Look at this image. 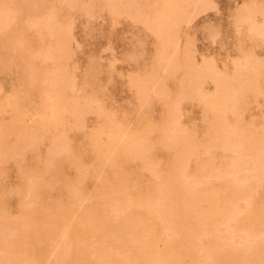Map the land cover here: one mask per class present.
I'll use <instances>...</instances> for the list:
<instances>
[{
  "label": "rangeland",
  "instance_id": "374dc122",
  "mask_svg": "<svg viewBox=\"0 0 264 264\" xmlns=\"http://www.w3.org/2000/svg\"><path fill=\"white\" fill-rule=\"evenodd\" d=\"M38 1H42V0H38ZM49 1H50L49 2L50 4L53 3L51 5V10H52V7H54L53 8L54 11L52 15L53 14L55 15L56 14L55 12H58L56 16L60 20L56 19V16L55 18H53L54 16L49 18L47 16L49 13H46V15L39 14L38 19L36 21L39 24L40 28L42 30H46V32L44 31L38 32V34L36 32L22 33L19 39L16 37L18 40L16 39L14 40L15 37L12 40L9 39L7 41V48L3 47L0 50V56L2 59L1 63H5V65L8 67L7 72H0V86H1L0 87L1 88L0 89V100L2 99L4 100L3 105L1 104L2 101L0 102V107L4 108V111H0V126L2 123L5 122L4 124H2L3 126L1 127H4V128L9 127L12 123H14V121L12 122V120L14 117H16V115L17 116L19 115L21 120H24V121H21L22 124L23 122L24 123L26 122L25 125L27 126L25 127H28V128L30 127H29V122L27 124V121L31 122L30 126H33V124L34 125L38 124L36 122H39L41 120L43 121L46 119L49 120V123L51 124L54 123L51 127H48L47 130L45 129V131L47 132H44V128L41 130L44 132V133L41 132L42 135H40L42 138V142L40 140L35 141V139H33L32 136H31V139H27L28 141L26 140L27 142H25V138L24 136H22L24 139V142H23L24 146L22 142L21 143L17 142V139H15L14 135L17 136V134H13L8 131L9 133L7 135H9L10 137L8 136L6 137L7 142H10L11 144L12 142L16 140V142H14L15 144L12 143V146L14 147L15 145L19 144V147L16 146V148L22 149L23 151L19 153L18 151L19 149H17L18 152L16 151L17 153L15 152V154H13L14 151L11 150L13 147L10 144L9 145L11 147L8 145L7 142H5L6 145L0 144V154H1L0 158L1 157L4 158L3 161L0 160V200L2 199L4 202V211H6L7 213H10L11 215L15 217H20L23 213L21 210L25 209V210H31V212H35V216L42 219V224L45 228L41 230L43 232H53V235L51 236L50 247H49V252H48L47 257L48 259H52V258L54 259L59 250L60 242L64 238V236L62 235V232L64 231L63 220L65 219L68 213L70 214L71 211L72 212L74 211L82 212L85 206H89L90 209L98 208L101 213V219L94 221V226L91 228V234H90L91 239L94 240V235L99 233L98 225L101 222L110 224L111 231L113 232L111 237L117 238L118 234H121V232H115L114 230V227L116 226V223L118 221V216H122L127 213V211H121V212L117 211V207L123 204V200L120 197V192L123 189H128L132 187L133 193L128 197L127 201L126 200L125 201L133 205L137 203L139 200L144 199L143 195L145 194V191H148V189L146 188L147 183H146L145 178L151 179L152 182L149 184V187H152V190H153V188L159 189L160 185L163 183V178L168 176L167 173L166 174L163 173L161 174V177L157 176V178L156 177L153 178L149 174V172L147 173V171H144L145 169L141 167V163H137L139 162L138 160L132 161L129 163L128 162L120 163L116 160H113L115 156H117L115 147L118 144L116 143V140L112 144L111 130L113 128H116L118 132L119 130H121L120 132L123 133V135L121 134L122 138L123 136H129L130 135L129 132L130 133H140L142 131L143 134L151 133L150 136L148 134L150 138V143L151 144L153 143L152 145L159 147L158 145H160V143L158 142L160 141V138H161V136L159 137V135H161L159 133L160 132L159 127L162 126L161 124L163 121L165 123V121L167 120V118H165L166 117L165 111L167 109V106H165L166 108L165 107L163 108L162 105L164 106V102L166 103V105H168L167 103L170 104L171 103L170 99L174 101L175 97L178 98V95H182L184 92H186L184 88L185 82H183L184 84H182V87L184 88V90L181 91L183 89V88L181 89V83H182L181 77L184 76L186 78V71L188 70L185 69V72L183 74V70L178 69L176 70L177 74L176 73L175 75L173 74L174 76L171 74V77H170V75L168 74L170 70V67L168 66V62L171 59H173L174 57L176 58V60H181L185 58H187V60L188 58H190L191 60L195 59L194 62L192 61L193 62L192 70H194L195 66L201 69L204 68L203 70H206V69L209 70V68H211L210 66L212 65L211 70H209V72L206 70V72L215 73L216 71H219L218 72L219 74L216 72L217 74L215 73L214 75L221 76L223 80H226L225 79L226 77L227 78L231 77L232 76L231 74H233V77H235L234 71L236 68L235 69L233 68L235 67V65L237 66V64L240 63V60L246 54L251 53L250 54L252 55L251 58L249 56L250 61H252V57L253 58L257 57L256 59L258 60V58L261 56L258 61H260V63L262 64V67L264 66V32H263V35L261 36L262 37L261 39L260 37L258 38L259 36L258 34L256 35L249 34L248 32L251 33V31H249L248 30L249 28H247L249 23L254 22L253 21L254 18H255L254 20L256 23H254L253 26H256L255 24L258 25L259 22L264 24L263 23L264 20L262 22V19H264V11H263L264 0L253 1L254 2L253 4L255 6H252L253 4L252 5L250 4V6L247 4L249 7L251 8L255 7L256 9L257 5H259L258 2H261L260 3L261 5H259L258 6L259 8L257 9L259 13L261 14H257L258 11H256V16L252 20L244 19V21L247 24H245L242 18L239 16H236L238 17L237 20L232 19L234 12L236 11L237 13V9L240 6H241L240 10H242L244 7L242 6V4L243 3L246 4L247 0H235V1L234 0H209L213 2L212 5H209L210 8L212 9L210 10L209 8L206 10V12L202 13L199 11L200 13H195V14H194L195 12L194 10L198 12L197 7H196L198 6V4L196 3L197 0H195L196 2L193 1L197 5L194 6V3H192L193 5L190 4L189 5L190 7L188 6V10L186 12L184 11V14H182L186 21L182 18L180 20L182 22L180 21L178 22V23H181V25H179L181 26L180 29L177 26L178 35L176 34V32H174V36L176 35L177 36L176 38L179 41L177 40L176 42V40H174L176 38L172 36L170 39H173V42H176V44L172 42L173 43L172 45L171 43L172 40H171L168 46L169 51L167 52V50L165 49L164 51L165 54L163 53V55H161L159 51L158 52L156 51V50H159V47H158L159 45L154 44L156 43L155 40L157 41V37L154 35L152 31H146L147 28L151 29L149 27L150 24L148 23L147 28H145L146 27L145 25H147V23H145V21H143L144 23L142 22V19H144V16H145L143 12L156 7V0H152V1L151 0H146V1L137 0L139 5L135 4L137 3L135 1V3L133 2V5L129 7H125V8L124 7L120 8V6H123V4L125 3V0L120 1V2H123V4L119 3L118 0H114L115 3L117 2V4L118 3L120 4L118 5L119 7L117 6L116 7L119 9L118 13L120 14L121 17H119V14L117 13L118 10H116L117 9L116 7H114V10L116 12H109L107 15V12L110 10L105 4V2H107L106 0L104 1L103 0H80V2L79 0H77L81 8H83L81 9V11L79 10L80 7L78 3L76 7V3L74 4L71 0H56V1L49 0ZM199 1L200 0H198V2ZM205 1L206 0H201L199 4L201 3L203 4L202 6H204ZM214 3H215V9H213L214 7H212ZM72 4H74L75 6H72ZM91 4L93 8L91 7ZM59 5H60V8L62 9L61 10L59 8L61 10L60 12L56 11L55 9V8H58ZM133 6L134 7L142 6L144 8L141 9L140 7L139 9L136 7L137 8L136 9V8H133ZM209 6L206 5V7H209ZM69 7H70V10H69ZM90 7L93 10H90ZM194 7L196 8L192 10V8ZM32 8H37V5H33ZM66 8H68L67 10L68 13H65ZM123 8L124 10H122ZM126 8L127 9L129 8L128 9L129 11H127ZM199 8H200V5L198 6V9ZM125 9L127 12H130V10L137 11L139 9L140 11L138 10L137 13L134 11V13L137 14L138 16L137 17L138 19L136 18L135 20V18H132L130 16L129 18H132L130 20L127 14L125 15L124 13ZM77 10H79L81 13ZM240 10L238 9L239 14H240ZM260 10H262L263 12ZM187 12H188V15H186ZM191 12L193 13V15ZM114 13L116 15L118 14V17ZM140 13H142L141 15H143V17L140 15ZM194 15H196V17ZM61 16L63 17L69 16V17H67V19L65 17L61 19ZM89 16L92 18H90ZM70 17L72 20L70 19ZM139 20L142 22L141 24ZM238 20L240 23L237 22ZM67 21H69L68 22L69 24H67ZM132 21L134 24L131 23ZM241 21L243 23L242 25H241ZM57 22L58 23L65 22L67 24L66 29H68L67 33L69 34V37H68V34L64 35L63 38L65 40H63V38L59 36H58V39L57 37L56 38L52 37L48 39L49 37H51L48 33L53 32L54 29L57 28V25H56ZM183 22H187V23L185 24ZM188 22L190 24H188ZM234 22H237V23L234 24ZM24 23L27 24L26 29H29L30 24L32 22L30 19H27L25 20ZM2 24L3 22H0L1 26ZM233 24L237 28L233 26ZM234 27L238 30H236ZM234 29L236 30L237 33L235 32ZM243 29L244 31H242ZM214 31H217V33L216 34L213 33ZM183 32H187L188 35L187 33L185 34ZM210 32L211 34L214 35L213 39L208 38V35H210ZM43 34H46V36L45 35L43 36ZM152 34L155 37H153ZM184 34L187 37L189 36V38H186ZM245 35H247L248 38H246L247 36L245 37ZM25 38L29 41L32 40L31 44L30 42H28L29 46L30 45L31 46L30 47L28 46L30 51L26 54V57L30 59L34 58V62L32 63V65L29 66V68H27L26 73L24 72L22 73L20 69H18L17 67V65L19 64V59L16 58L15 53L20 43L25 41ZM250 38H251V41H250ZM53 39H55V41L61 40L60 42L61 43L63 42L64 46L66 45L65 48L63 46V49H65V53H64L65 55H63L60 60L57 59L53 61V59L52 58L50 59L49 57V55L53 52L51 50L52 48L51 46L54 45L55 48H58V46L55 45L56 42H54ZM71 39L72 41L70 42ZM192 39L194 40L193 41L194 44H191ZM68 41L70 44L67 43ZM189 42L190 44L186 46V43L188 44ZM138 43H141V44L138 45ZM8 44L10 46H8ZM182 44L185 48L182 46ZM170 45H172L171 47L174 48L173 50L170 48ZM176 45L178 47H176ZM192 45H194V47ZM104 47L105 48L107 47L106 50ZM175 48L176 49L178 48V49L174 53V50H176ZM103 49L104 51H102ZM183 49L187 50L185 51L186 52L185 54H184ZM69 50H71L72 52H70ZM193 50L196 52L195 54ZM31 52H32V55H31ZM176 52H177V56L175 55ZM188 52L191 54H189ZM244 52H247V53L245 54ZM156 53L157 54L159 53V54L157 55ZM35 54L37 55L36 57L33 56ZM140 54L142 56L139 57ZM128 55H130L129 56L130 58L128 57ZM131 55L132 57L135 56L136 58H132ZM185 55H187V57ZM208 56H212V60H211V57L209 59ZM155 58H160V59L155 60ZM44 59L45 61H43ZM153 59L156 62L158 60L159 64L155 63V61L153 62ZM208 59H209V62L211 60L210 62L211 64L206 62L208 61ZM236 60H238V62ZM222 62H224L223 65H222ZM206 64L210 65L209 68H206L208 67V65ZM213 64L215 65L213 66ZM189 65H190V62H189ZM59 66H62L64 68V69L62 68V71L64 70L63 71L64 78H66L69 82L71 81L70 83L73 85L72 89L67 88L66 89L67 93L65 92L66 94H69V98H68L69 102L72 103L73 106L76 108V107H80L81 103L86 102L87 100L89 101L91 100L93 104L92 102L91 103L89 102L90 105L92 104L90 107L94 108L95 106L96 108L95 110H93V112L95 111L94 113H96V115L95 114L93 115V112L91 110L89 111L91 115L87 112L85 113L87 115L83 116L84 120H82L81 118V120L83 121L82 126L84 124V127L81 128L83 130L81 129L79 130L78 128L79 130L78 131L77 129H75L71 125L72 120L70 122V120L67 118V115L63 117L66 118L65 120L68 119V123H65L66 121L65 120L63 121V119H62L63 122L59 121L58 123L62 128L59 127V125L56 123L58 122L57 118H56L57 121L54 122L55 117L51 116L50 118V115H48L49 113L46 107L48 104L51 103L50 98L52 97V95L49 93V90L54 88V86L52 87V85L56 84L57 81L59 80L57 79L56 72L54 71ZM154 66L156 67L158 66V67L156 68ZM30 67L34 71H38L40 67V71L36 72L35 74V72L32 69H30ZM223 67L226 69H224ZM34 68L35 69L38 68V69L35 70ZM231 68L233 70L232 72H231ZM196 70L198 71V69ZM213 70L214 71L216 70V71L214 72ZM262 70L264 71L263 68ZM224 71H226L225 72L226 76L223 74ZM32 72L35 75H37V77H39V74H40V78L42 79L40 80L36 79L39 81L31 80L30 82L29 77H31L32 79V76H31ZM135 72H136V75H135ZM165 72H168V73H165ZM142 73L145 75V77L142 75ZM137 75L140 77L139 79H141V81L142 80L144 81V78L146 79V82L144 81L145 84L142 81V85H144L145 88L141 86V83L140 85L134 84L136 83L138 77L133 82V84H131V81L135 79ZM131 77H132V80H131ZM141 77H144V78H141ZM221 77H218V79ZM233 77L231 79H233ZM206 78L201 80L202 85H200L199 83L200 88L196 86V88L194 89L192 88L190 90L189 88L186 89L187 91H193V92L196 91L197 89L194 95L196 93H197V96H198V93L200 94L199 95V98H201L199 101L200 103L196 101L197 99L192 98V96L194 95L193 93H191L189 95L191 97L186 98L188 100L186 99L184 100L183 98H181L182 101L178 102L177 109L178 108L179 109L177 110V113L180 112L179 114L181 115V118L178 117L180 116L179 114L178 115L176 114V120L177 122L178 121L180 122V123L178 122L177 124L180 127L181 132L182 133L186 132L187 134L189 132L190 136L191 135L193 136V138L191 136L193 140H196V141L199 140L200 144L198 142H196V144H199L200 146L201 144L203 145L204 142L207 141L205 140L206 138L209 140L208 137L211 136V133L208 130L209 127L207 126V125L210 126V124H207V122L210 116L209 113L211 112L210 111L207 112L206 110L207 105H205L204 103L206 102V100H209L213 96V94L215 95L218 94L216 92L217 89L213 84L214 81H212L213 80L212 77H209L211 78L212 82H210V80L208 81V79ZM179 81H180L179 88L181 90L178 88ZM226 81L229 82V78ZM233 82L235 83V81ZM164 83L166 84V86L164 85ZM234 83H232V80H231V84H234ZM33 85L35 86L34 88H32ZM256 85H259V84L256 83ZM29 86H32L31 87L32 89L31 88L26 89ZM103 87H104V90L102 89ZM139 87L141 88L139 89ZM157 87H159L160 90ZM160 87L163 88L164 92L166 91L169 94L168 96L170 97L168 96L166 97L167 93H165V99H167L169 102L167 100L161 99V96L164 93L162 92V94L160 95L159 92H161V89H162ZM260 88H262L260 91L264 93L263 91L264 90V76H263L262 81H260ZM166 89H169V90L167 91ZM26 90L29 91V98L24 100L22 99L21 95L23 94V91H26ZM133 90H135L137 94L136 97H135L136 94L135 92H133ZM200 90H201V93H200ZM202 90L204 92L208 91L207 95L209 97L206 96L207 98L204 99V103H203L206 107L203 106V104H201V102H203L202 97H204ZM14 93H16L17 96ZM19 93L21 95H19ZM176 93H179V94H177L176 96ZM7 94L8 95L12 94V95H9V97H7L8 96ZM155 94L158 95V98H156L157 95ZM56 95H60V93H57ZM140 96L142 98H140ZM152 96L154 97V99ZM5 97L8 99H6ZM10 97L13 98L11 101H10ZM87 97H90L91 99ZM262 97L258 95V96L253 97L254 99L252 98L248 99L247 107L243 112V117H244V122L242 120L243 124L247 122L246 125H248L249 123L248 121L253 120L252 121L253 123L250 121L249 124H254L255 126L258 125L255 128H260V129H262V127L264 128V105H263L264 95ZM94 98L95 99L97 98L96 99L97 103L95 102ZM138 98H140L139 104L141 103L140 105L143 106V109L138 107L139 105L137 102ZM191 98H192V101H191ZM6 100L7 102L8 100L10 102L7 103L5 102ZM13 101L16 103L12 104ZM28 101H29V104H27ZM161 101H162V104L160 103ZM255 101L258 103H256ZM252 102L258 105L252 104ZM5 103L12 104V106L9 107L10 105H8L7 107L6 106L4 107V105H6ZM98 103L100 106L97 105ZM147 103H150V104H147ZM15 106L16 108L14 109ZM96 106H99L98 109ZM255 107L256 109H254ZM249 115H250V118L252 117L251 119L249 118ZM202 118L204 119V121H206L205 123L202 120ZM262 118L263 120H261ZM32 121L34 122L32 123ZM60 123H62V125ZM259 123H261L262 125ZM67 125L71 127H67ZM148 126L154 131L150 130L148 132L149 130ZM45 128L47 127L45 126ZM70 128H72V130ZM142 128H144L146 132L144 131V129L142 130ZM69 129L71 132L70 131L68 132ZM205 129L206 131L208 130V132H206ZM64 131L65 132L67 131V133H65ZM190 132H193V133H190ZM64 135L65 136L68 135L70 137L71 140H67V141L68 143L70 142L69 144L72 150H69L70 146L67 144L66 140H63ZM71 136H73V138ZM203 136L205 139L202 138ZM91 142H92V146L90 145ZM50 145L52 146V148H49L51 147ZM199 145H197V147H200ZM8 146L10 147L11 151L7 149ZM90 146H91V149H90ZM177 146L178 144L176 145V147ZM179 146L181 147L180 144ZM179 146L175 148L177 152L179 151L180 153L182 152V149L180 150ZM201 147L197 148L198 152L196 154L197 156L196 160L193 159L195 157L194 155L190 158V162H189L190 166L193 168L192 170H195L197 168L199 169V172L196 174H193L192 176H188L187 179L190 181H196L199 187L204 188L207 186L215 185L217 179L212 175V173L208 169H204L202 167L204 163L203 161L209 157V154L206 155L205 153V150L207 151L206 147H205L206 149L204 147L202 148ZM104 148L106 150L105 157L97 159L94 162L89 163L87 165L85 164L83 167H81L82 176L90 177L91 183L84 188L80 186V184L76 186L71 185L69 182L70 179H73L76 176L71 166L75 164V162L77 161V158L81 156H86L87 154H89V150H90V153L96 154L98 151ZM214 149L213 151L215 153L217 152L216 153L217 159H215V161L213 160L214 166H216L217 163L219 165L222 159L224 161L226 160L224 158L220 159L221 154L222 156H224L225 154L226 155L225 157H227V160L230 159L231 155L233 156L234 154L233 152L232 153H228V152L220 153L221 152L220 150H216V149L214 150ZM201 150H204V151L202 152ZM156 152H157V157H158L157 161L159 163H163L166 160H171L172 158V155H171L173 153L172 151L168 152V151H165L164 149L162 150L157 149ZM203 153H205L206 157H204L205 155ZM16 154L18 155L15 156ZM4 156L8 157L9 159L7 160V158H5ZM197 158L199 160H197ZM118 159L121 160L120 158ZM196 161L198 162V164L196 163ZM62 162H64L65 164H62ZM200 168H203V169H200ZM4 169H7V170H4ZM48 169H51L54 177L50 175L49 178L47 179L46 174H47ZM18 170H19V173L17 172ZM135 175L140 176V180H139L140 182L135 181L136 179ZM243 175L245 174L244 173H240V174L226 173L225 176H223V178L229 181H234ZM40 180L45 181L46 190L50 194L47 199L33 192V184L36 183L37 181L39 182ZM61 185L64 188L63 190H59ZM17 187H20V190L18 193H16V189L18 190ZM97 187H100L103 191V193L100 194V197H98L97 196L98 194L95 193ZM259 195L263 196V199H262V204H263L264 203V188H261ZM90 213L91 212L87 210L86 212H84V215L88 216L90 215ZM52 214H58L59 216L55 220H52V217H51ZM76 221L80 222L81 218H77ZM235 230L237 231V229L232 230L233 232L231 231L232 233H234L232 234V236L234 237V240L239 242V244L236 245V248L238 250H241L243 248V245L246 243L245 240L247 239V242H248L250 237L248 238V236H246L247 233L241 231L240 229L237 232H235ZM162 231H163V234L160 235L158 238H155V244H154V249L158 253V256L161 260V264H164L170 257L173 256L174 248L172 247V243L170 241L171 239L177 242H180L181 244H179V246H181V248H184V247L186 248L188 241H189V245L191 246L192 250L198 255L195 257L196 264L202 260L203 251L201 250L202 249L201 240H203L206 237L205 232H204L205 230L200 231V236L197 234L198 230H197L196 225L189 227L184 233L179 234V235L174 234L173 231L171 230H162ZM221 234L223 233L221 232L218 233V235H221ZM261 235L264 236V229H262ZM8 236H9V239L11 240L14 238L13 233H9ZM213 251H215V249H211L207 253V257ZM3 254H4V251L0 250V256ZM257 259L259 258L257 257ZM183 261L185 264H192V260L189 257H185ZM260 262H261L260 260H257L255 262V259H254L252 264H259ZM71 264H79V263L76 258H73L71 260ZM123 264H126V263L123 262Z\"/></svg>",
  "mask_w": 264,
  "mask_h": 264
},
{
  "label": "bare ground",
  "instance_id": "6f19581e",
  "mask_svg": "<svg viewBox=\"0 0 264 264\" xmlns=\"http://www.w3.org/2000/svg\"><path fill=\"white\" fill-rule=\"evenodd\" d=\"M71 1L74 4L76 3V7H77V3H78L77 0H71ZM106 1L107 2H105V4L107 5V7L110 10L108 12L105 10L107 12V15L109 12H116L114 10V7H116V6L119 7L118 6V5H120L119 3L123 4V2H120L123 0H118L119 1L118 4H117V2L115 3L114 0H106ZM135 1L137 3H135ZM138 1L137 0H125V3L123 4V6H120V8L129 7V6L133 5V2L135 4L139 5ZM193 1L196 2L195 0H156V7L151 8L150 10L145 11V12H143L141 10L145 14L144 19H142V22L145 21V23H147V25H145L146 26L145 28H147L148 23L150 24L149 27L151 28V29L147 28V30L145 28L144 29L146 31H152L154 33V35L157 37V41L155 40L156 43H154V44L159 45V46L157 45L159 47V50H156V51L157 52L159 51L161 55H163L165 49L167 50V52L169 51L168 46L170 44V41L172 40L171 43L173 42V39H170V38L172 36H174V32H176V34L178 35L177 26L179 29L181 27V26H179V25H181V23H178V22L182 18L184 19L182 14H184V11L186 12L188 10V6L190 4L194 3ZM253 1H257V0H247L246 4L243 3L242 4V6H244L243 9L240 10L241 6L238 8L240 10V14L238 13V9H237L238 15L235 11L232 19L237 20L238 17H236V16H239L242 18L243 21H244V19L245 20H252L256 16V11H258L257 9L259 8L258 6L261 5L260 4L261 2H258L259 5L256 4L257 8L255 9V7H252V8H254V9H252L249 6H250V4L252 5L254 3ZM49 2H50L49 0H42V1H38V0H0V22H3L2 26L0 25V50L3 47L7 48V41L9 39L12 40L15 37L14 40L15 39L18 40L22 33L36 32L38 34V32H43V31L46 32V30H42L40 28V26L36 20L38 19L39 14H45L46 15V13H49L47 15L49 18L53 17V16H54L53 18H55V16L57 15L58 12H55L56 14L52 15V13L54 11V9H53L54 7H52V10H51V5L53 3L50 4ZM79 2H80V0H79ZM199 2H201V0ZM199 2L197 0L196 3L198 4V6L200 5V8L198 9V6H196L198 12H196V10H194L195 11V12L193 11L194 14L200 13V12H202V13L206 12V10L210 8L209 5L213 4L212 1L206 0L205 5L202 6L203 4H201V3L199 4ZM74 4H72V6H75ZM197 4L194 3V6ZM33 5H37V8H32ZM78 5H79V3H78ZM140 5H142V4H140ZM206 5H208L209 7H206ZM252 6H255V5L253 4ZM79 7H80L79 10L81 11V9H83V8H81L80 5H79ZM91 7H92V4H91ZM91 7H90V10H93V9H91ZM136 7L133 6V8H136ZM140 7H141V9L144 8L142 6H140ZM140 7L138 6L137 8L140 9ZM196 7L192 8V10L195 9ZM212 7H214L213 9H215V3ZM59 8H60V5L58 6V8H55L56 11L60 12L62 10L61 8H60L61 10ZM124 8L122 10H124ZM97 9H98V7H97ZM126 9L124 12L125 15L127 14L128 18L131 16L132 18H135V20H136V18L138 16H137V14L134 13V11L137 13L139 9L137 11L136 10H134V11L130 10V12H127V11H129L128 10L129 8L127 9V11H126ZM183 9H185V10H183ZM211 9L212 8H210V10ZM67 10H68V8H66L65 13H68ZM69 10H70V7H69ZM79 10H77V11H79ZM116 10H118L117 11V13H118L119 9L117 8ZM71 11H73V10H71ZM260 11H262V10H260ZM263 11H264V8H263ZM129 13H130V15H129ZM235 13H236V15H235ZM118 14L117 15L115 14V15L118 17ZM121 14H122V12H121ZM141 14L142 13H140V15ZM257 14H261V13H259V11H258ZM186 15H188V12ZM192 15H193V13H192ZM198 15H200V14H198ZM141 16L143 17V15H141ZM194 16L196 17V15H194ZM64 17L67 19V17H69V16H64ZM64 17L61 16V19ZM93 17H94V15H93ZM119 17H121L120 14H119ZM235 17H236V19H235ZM90 18H92V17H90ZM132 18H129V19L131 20ZM185 18H187V17H185ZM191 18H192V16H191ZM27 19H30L32 22L30 24L29 29H26L27 24L24 23L25 20H27ZM56 19H58L57 16H56ZM70 19H71V17H70ZM188 19H190V18H188ZM193 19H194V17H193ZM254 19H253V21H254L253 23L248 22L249 24H251V25L248 24L247 28H249L248 30L251 31V33L250 32H248V33L252 34V35L258 34L259 35L258 38L260 37L262 39L261 36L263 35V32H264V24H262L261 22H259V23H261V24H259L257 22L258 25L255 24L256 26H253L254 23H256ZM58 20H60V19H58ZM151 20H152V22H151ZM263 20L264 19H262V22H263ZM133 21L131 22L132 24H134ZM68 22L69 21H67V24H69ZM142 22L140 21V24ZM180 22H182V21H180ZM237 22L240 23L239 20ZM237 22H234V24H236ZM112 23H113V21H112ZM183 23L186 24L187 22H183ZM244 23L247 24L245 21H244ZM67 24L65 22H59V23L57 22V24H56L57 28H55L53 32L48 33L51 36L48 39H50L52 37L53 38L57 37V39H58V36L63 38L64 35H67L68 34L67 33L68 29H66ZM188 24H190V23L188 22ZM234 24H233V26H235ZM242 24L243 23L241 21V25ZM143 25H141V26H143ZM236 30H238V29H236ZM236 30H235V32H236ZM242 31H244V29ZM65 32H66V34H65ZM183 33L186 34L187 32H183ZM213 33L216 34L217 31H214ZM150 34H151V32H150ZM185 34H184V36H185ZM44 35L46 36V34H43V36ZM154 35H153V37H155ZM187 35H188V33H187ZM211 35H212V37H211ZM246 36L247 35H245V37ZM68 37H69V34H68ZM176 37L177 36L175 35L174 38H176ZM185 37L189 38V36L188 37L185 36ZM208 38L213 39L214 35L211 34V32H210V35H208ZM246 38H248V36ZM254 38H252V39H254ZM53 40H54V42H56L55 45H57L58 48H55L54 45L51 46L52 47L51 50L53 52L49 55V57H50V59L52 58L53 61L57 60V59L60 60L62 58V56L65 55L64 54L65 49H63L64 43L63 42L61 43L60 42L61 40L60 41L59 40L55 41V39H53ZM63 40H65V39L63 38ZM174 40H176V42H177L178 39L176 38ZM71 41H72V39L70 40V42ZM186 41H187V39H186ZM186 41H184V42H186ZM193 41L194 40L192 39L191 44H194ZM212 41H214V40H212ZM250 41H251V38H250ZM28 42H30V44H31L32 40L29 41L25 38V41L20 43V45L16 49V53H15L16 58L19 59V64L17 65V67H18V69H20V71L22 73L23 72L26 73L27 68H29V66L32 65V63L34 62V58L30 59V58L26 57V54L30 51L29 47L31 46V45L29 46ZM176 42H173V43L176 44ZM260 42H262V41H260ZM67 43H69V41ZM173 43H172V45H173ZM140 44L141 43H138V45H140ZM183 44H182V46H183ZM189 44H190V42L188 44L186 43V46ZM172 45H170V48L173 50L174 48L171 47ZM8 46H10V45L8 44ZM65 46H64V48H65ZM192 46L194 47V45H192ZM167 47H168V49H167ZM174 47H175V45H174ZM176 47H178V46L176 45ZM106 48H105V50H106ZM236 48H237V46H236ZM31 49H32V47H31ZM108 49H110V48H108ZM177 49L174 50V53H175V51H177ZM186 49L185 50L183 49L184 54L186 53L185 51H187ZM247 49H248V47H247ZM69 51L72 52L71 50H69ZM102 51H104V49ZM193 51H192V53H193ZM189 52H190V50H189ZM239 52H240V50H239ZM195 53L196 52L194 51V54ZM244 53L246 54L247 52H244ZM189 54H191V53H189ZM250 54H246L245 56L243 55L244 57H242V59L240 60V63H238L237 66L235 65V67L233 68V69L236 68L234 71L235 77H233V74H231L232 76L228 77L229 82L226 81L228 79L227 77L226 78L224 77L226 80H223L221 76L214 75L216 72L218 73L219 71L215 70L216 71L215 72L213 70L215 73H213V72L208 73L209 70H211L212 65L210 66V65L206 64V65H208V67L204 66L206 68H209V66L211 67V68H209V70L206 69L208 72H206V70H203L204 68L201 69V68H198L197 66H195L194 70H192L193 69L192 63L194 62L195 59L191 60L190 58H188V60H187V58L181 59V57H180L181 60H176V58L174 57L173 59H171L168 62V66L170 67V70L168 69L169 73L168 72H165V73H168L170 75V77H171V74L175 75L176 70H178V69L183 70V74L185 72V69L188 70V71H186V78L184 76H182L183 78L180 76L182 79L181 80L182 81L181 89L183 88L182 87V84H184L183 82H185L184 88H185L186 92H184L182 95H178V98L175 97L174 101H172L170 99V102H171L170 104L167 103L168 105H166V103L164 102V106L162 105L163 108L165 106H167V109L165 111V115H166L165 118H167V120L165 121V123H164V121L162 122V124H161L162 126L159 125L160 126L159 127V131H160L159 133L161 134V135H159V137L161 136L160 141L158 142V143H160V145H158L159 147H156V146L152 145L153 143L152 144L150 143L149 136L151 135V133L150 134L149 133L143 134L142 131L141 132L139 131L140 133H130L129 132V134H130V135L128 134L129 136H123V138H122L121 134L123 135V133L120 132L121 130H119V132L116 128H113L111 130V142L113 144L116 140V143L118 144L115 147V151H116L117 156H115V158L113 160H116L120 163H125V162L129 163V162L138 160L139 162H137V163H141V167L145 169L144 171H147V173L149 172V174L153 178L154 177L157 178V176L161 177V174H163V173H165V174L167 173V175H168L167 177L163 178V183L160 185V188H159L160 191H159V189H156V188H153V190H152V187H149V184L152 182L151 179L145 178L146 183H147L146 188L148 189V191H145V194L143 195L144 199L139 200L137 203H135L133 205L126 202L128 197L133 193V188L130 187L128 189H123L120 192V197L123 200V204L121 206L117 207V211H120V212L121 211H127V213L125 215L118 216V221L116 223V226L114 227V230H115V232H121V234H118L117 238L111 237L113 232L111 231L110 224L101 222L98 225L99 233L95 234L94 240H92L90 237L91 228L94 226L95 220L101 219V213H100L98 208L90 209L89 206H85L83 208V211L86 212L87 210H89L91 212L90 215H88V216L84 215L83 211L82 212H80V211L72 212L71 211L70 214L69 213L67 214V216L63 220L64 231L62 232V235L64 236V238L60 242L59 250H58L54 259L53 258L48 259L47 255L49 252L50 241H51V236L53 235V232H43L41 229H43L45 227L42 224V219L35 216V212H31V210H25V209L21 210L23 213L20 217H15V216L11 215L10 213H7L6 211H4V202L1 199L0 200V250H3L4 254L0 256V264H71V260L73 258H76L79 264H123V262H125L126 264H161V260L158 256V253L154 249L155 238H158L160 235L163 234L162 230H171V231H173L174 234L179 235V234L184 233L189 227H192L193 225L197 226V230H198L197 234L199 236H200V231H203V230H205L204 232H205V236H206L203 240H201V244H202L201 250L203 251V258L197 264H252L254 259H255V262L257 260H260L261 262L259 264H264V236L261 235L262 229H264V203L262 204L263 196L259 195L261 188H264V128L262 126H261L262 129L255 128L258 125L255 126L254 124H249L251 120L250 121L247 120L249 122L248 125H246L247 122L244 123L245 125L243 124V122H244L243 112L247 107L248 99L249 98L254 99L253 97L258 96V95L261 97L264 95V93L262 91H260L262 89V88H260V81H262L263 76H264V71L262 70V68L264 69V66L262 67V64L260 63V61H258L261 56L258 58V60L256 59L257 57H255V58L252 57V61H250V58L252 56ZM31 55H32V52H31ZM175 55L177 56V52ZM33 56L36 57L37 55L35 54ZM129 56L130 55H128V57ZM140 56H142V55L140 54L139 57ZM181 56H182V54H181ZM185 56L187 57V55H185ZM249 56H250V58H249ZM131 57H132V55H131ZM152 57H154V56H152ZM208 57H209V59L211 57V60H212V56H208ZM65 58H67V57H65ZM132 58H136V57L134 56ZM156 59L159 60L160 58H155V60ZM163 59H164V57H163ZM209 59L206 62L210 63L211 60L209 62ZM155 60L153 59V62ZM158 60H157V62L155 61V63L159 64ZM1 61H2V59L0 56V63H1ZM43 61H45V59ZM236 61L238 62V60H236ZM242 61H244V62H242ZM189 62H190V65H189ZM223 64H224V62H222V65ZM214 65L215 64H213V66ZM191 66H192V68H191ZM154 67H156V66H154ZM7 68L8 67L5 65V63L0 64V72H7ZM62 68H63L62 66H59L54 70L56 72V77L59 80L57 81L56 84L52 85V87L54 86V88L49 90V93L52 95V97L50 98L51 103L48 104L46 107V109H48V113H49V114L48 113L47 114L50 115V118H51V116H54L55 117L54 122H56L58 120V122H56L57 124L59 123V121L63 122L66 119L63 116L67 115V118L70 120V122L72 120L71 125L75 129L78 130V128H79V130H80L81 128L84 127V124L82 126V123H83L82 120H84L83 116L87 115L85 113H87V112L89 113V111H91V110L93 112V110H95L96 108H95V106H94V108L90 107L93 104V102L91 100L90 101L87 100L86 102L81 103L80 107H76V108L73 106L72 103L69 102V100H68L69 94H66L67 93L66 89L67 88L72 89L73 85L70 83L71 81L69 82L66 78H64V73H63L64 70L62 71ZM216 68H214V69H216ZM30 69H32V68L30 67ZM37 69L38 68H36L35 70H37ZM196 69H198V71ZM224 69H226V68H224ZM202 70H203V72H202ZM38 71H40V67H39ZM38 71H34L35 74ZM232 71L233 70L231 68V72ZM87 72H88V70H87ZM154 72H155V70H154ZM225 72L226 71L223 72L224 75H225ZM32 74H31L32 79H31V77H29L30 82H31V80L39 81L40 79H42V78H40V74H39V77H37V75H35L33 72H32ZM168 74H166V75H168ZM226 74H228V73H226ZM86 75H87V73H86ZM133 75H131V76H133ZM135 75H136V72H135ZM142 75L145 77V75L143 73H142ZM133 77H135V76H133ZM137 77H138V79H137ZM144 77H141V78H144ZM206 77H208V78H206ZM209 77H212V79H213L212 81H214L213 84L216 87V89L218 90V91L216 90V92L218 94H216V95L213 94V96L214 95L215 96L214 97L212 96L209 100H206V102L204 103V99H206L209 96L207 95L208 91L204 92L202 90L204 97L201 96L203 98V102H201V104L204 103L205 105H207V107H206L203 104V106L206 107L207 112H209V111L211 112V113H209L210 116H209V120L207 122V124H210V126L209 125H207V126L209 127L208 130L211 133V136L208 137L209 140L207 138L205 139L203 136L202 138H204L208 142L207 141H206L207 143L204 142V144H203L204 146L201 144L202 147L207 148V151L205 150V153H206V155L209 154V157L203 161L204 163H203L202 167L204 169H208L212 173V175L217 179V181L215 184L216 186L213 185V186H207V187L203 188V187H199L197 185L196 181H190L187 179L188 176H192L193 174H196L199 172V169H197V168L195 170H192L193 168L190 166V163H189L190 158L194 155H195V157L193 159L196 160V157H197L196 154L198 152L197 148L201 147L199 145L200 144L199 140L198 139H197L198 141L193 140L192 139L193 136L191 135L192 136V138H191L189 132H188V134L186 132L185 133L181 132V129L177 124L179 121L177 122V120H176V114L178 115L180 113V112L177 113V110L179 109V108L177 109V106H178V102L182 101L181 98H183L185 100L186 98L191 97V96H189L191 93H193V95H194V93L197 91V89L194 92L193 91H187L186 89L189 88V90H190L191 88L192 89L196 88V86L199 87L200 85H202L201 80H203L204 78H206V79H208V81L210 80V82H212L211 78H209ZM218 77H221V78L218 79ZM232 77L235 80L231 79ZM139 78L140 77L138 75L133 80L131 77V80H132L131 84H133V82L137 79L136 83H134V84L140 85V83H141V86L144 87V85H142L143 80L141 81V79H139ZM36 79H39V80H36ZM230 79L232 80V83H234L233 81H235V83L231 84ZM138 81H140V82H138ZM144 81L146 82L145 78H144ZM144 81H143V83L145 84ZM199 83H200V85H199ZM256 83H258L259 85H256ZM31 84H33V83H31ZM164 85L166 86L165 83H164ZM179 85H180V81L178 83V88H179ZM189 85H191L192 87ZM31 87L32 86H29L26 89H29ZM34 87L35 86L33 85L32 88H34ZM162 87H160V88H162ZM140 88L141 87H139V89ZM157 88L159 89V87H157ZM184 88L182 90L180 88L179 89L181 91H183ZM102 89L104 90V87ZM166 90L168 91L169 89H166ZM145 91H146V89H145ZM145 91H143V92H145ZM133 92H135V90H133ZM162 92L164 94H162ZM57 93H60V95H56ZM159 93H160V95L162 94V96H161L162 100L163 99L167 100V99H165V93H167V92L166 91L164 92L163 88L161 89V92H159ZM200 93H201V90H200ZM14 94L17 96L16 93H14ZM21 94H22V92H21ZM21 94L19 93V95H21ZM135 94H136V92H135ZM177 94H179V93H176V96H177ZM9 95H12V94H9ZM9 95L7 97H9ZM155 95H157V94H155ZM168 95L169 94L167 93L166 97ZM184 95L187 97H185ZM195 95L197 96V93ZM199 95L200 94L198 93L197 97L192 96V98L197 99L196 101H198V103H200L199 101L201 99V98H199ZM21 96H22V99H24V100L28 99L29 98V91H27V90L23 91V94ZM136 96H137V94L135 95V97ZM168 97H170V96H168ZM87 98L91 99L90 97H87ZM140 98H142V97L140 96ZM140 98H138V101L136 99L138 104H139ZM156 98H158V95ZM192 98H191V101H192ZM6 99H8V98H6ZM12 99L13 98L10 97V101ZM96 99L94 98L95 102H96ZM153 99H154V97H153ZM186 100H188V99H186ZM10 101L8 100V102H7V100H6L5 102L9 103ZM15 101H17V100H15ZM21 101H23V100H21ZM0 102L2 105L4 104L3 99L0 100ZM89 102L90 103L92 102V104L90 105ZM253 102H254V100H253ZM253 102H252V104L258 105V104H256L258 102H256V101H255L256 103H253ZM13 103H16V102L13 101L12 104ZM160 103L162 104V101ZM12 104H6V105H4V107L5 106L7 107L8 105H10L9 107H11ZM27 104H29V101ZM147 104H150V103H147ZM97 105H99V103ZM139 105H138V107L143 109V106L140 105L141 106L140 107ZM99 106H96L97 109ZM15 108H16V106L14 107V109ZM254 109H256V107ZM0 111H4V108H1ZM94 112H93V115L94 114L96 115V113H94ZM16 114H18V113H16ZM89 114L91 115V113H89ZM205 115H206V113H205ZM261 116H263V115H261ZM61 117H63V118H61ZM178 117L181 118V115ZM14 118H15V120H14ZM14 118L12 120V122L14 121V123H12L9 127H6V128L1 127V126H3L2 124L5 123V122L4 123L1 122L2 124L0 126V144L6 145V143H5V142H7L6 137L7 136L10 137L9 135H7L9 132H11L13 134H17V136L16 135H14V136H15V139H17V142H20V143L24 142V139L22 136H24L25 142L28 141L27 139H31V136L33 139H35V141L40 140L42 142V138L40 135H42V133H44V132H47V131H45V129L47 130L48 127H51L54 124V123L53 124L49 123L48 119L43 120V121L40 119L41 121L36 122L38 124H35V125L33 124V126H30L31 122L27 121V124L29 122V127H30V128H28V127H25V126H27V125H25L26 122L25 123L23 122L24 125L22 124L21 121H24V120H21L19 115L18 116L16 115V117H14ZM56 118H57V120H56ZM58 118H60V119H58ZM81 118H82V120H81ZM249 118H250V115H249ZM62 119H63V121H62ZM68 119L65 120L66 121L65 123H68ZM150 119H151V117H150ZM202 120L204 121L203 118H202ZM242 120H243V122H242ZM261 120H263V118ZM33 122L34 121H32V123ZM205 122L206 121H204V123ZM7 124H9V123H7ZM60 124L62 125V123H60ZM259 124H261V123H259ZM6 125H4V126H6ZM181 125H182V123H181ZM45 126L47 128H45ZM59 127H61V126L59 125ZM67 127H71V126L67 125ZM43 128H44V132L41 131ZM72 128H70V129L72 130ZM148 128H149V126H148ZM70 129L68 130V132L70 131ZM143 129L144 128H142V130ZM81 130H83V129H81ZM150 130H153V129L149 128L148 132ZM208 130L206 131V129H205L206 132H208ZM144 131L146 132L145 129H144ZM205 131H203V132H205ZM65 133H67V131ZM190 133H193V132H190ZM148 134H149V136H148ZM153 134H154V132H153ZM201 134H199V135H201ZM18 135H20L22 138ZM65 135H64V137H66V138L63 137V140H66L67 144L70 146V144H69L70 142L68 143L67 140H71V139L68 135L67 136H65ZM38 137H39V139H38ZM71 137L73 138V136H71ZM14 142H16V140ZM14 142H12V143H14ZM196 142H198L199 144H196ZM7 143H8V145L10 144V142H7ZM12 143L10 144L11 146H12ZM177 144H178V146L180 144L182 147L181 148L179 146L180 150L182 149V152H180V153H179V151L177 152V150H176V148L178 147V146L176 147ZM90 145L92 146V142L90 143ZM197 145H199L200 147H197ZM9 146L7 149L10 150L11 146L10 147ZM16 146L19 147V144L15 145L14 147L12 146L13 148L11 150L14 151V153L12 151L13 154H15L17 149H19V148H16ZM23 146H24V143H23ZM91 146H90V149H91ZM49 148H52V146ZM70 148H71V146H70ZM70 148H69V150H72V148L71 149ZM214 148L216 150H220L221 151L220 153H222V152L223 153L224 152L232 153L233 152L234 154H233V156L231 155L230 159H228V160H227V157H225L226 156L225 154H224V156H222V154H221L220 159L224 158L226 160L224 161L222 159L221 162L219 163V165L217 163V165L214 166L213 162L215 161V159H217L216 158L217 152L215 153L213 151ZM157 149H161V150L164 149L165 151H168V152L172 151L173 153L171 154L172 155L171 160H166L163 163H159L157 161V159H158L157 152H156ZM18 151L20 153L23 150L19 149ZM201 151L203 152L204 150H201ZM105 153H106L105 148L98 151L96 154L90 153V150H89V154H87L86 156L78 157L75 164L73 166H71V168L74 170L76 176L73 179H70V181H69L70 184L73 186L80 184V186H82L83 188L88 186L91 183V179H90V177H83L82 176L81 167H83L85 164L87 165L89 163L94 162L97 159L105 157ZM205 153H203V154L205 155ZM18 154H16L15 156H17ZM206 155L204 157H206ZM1 158H0V160L3 161L4 158L3 157H1ZM5 158H7V160L9 159L8 157H5ZM118 158H120L121 160H119ZM197 160H199V159L197 158ZM196 163L198 164L197 161H196ZM201 163H202V161H201ZM62 164H65V163L62 162ZM203 168H200V169H203ZM4 170H7V169H4ZM17 172L19 173V170ZM226 173H230V174L231 173H234V174L244 173L245 175L241 176L240 178H238L234 181H229V180H226L223 178V176H225ZM46 175H47V179L49 178L50 175L53 176L51 169L47 170ZM135 177H136L135 181L140 182L139 181L140 176L135 175ZM151 186H152V184H151ZM17 188H18V190L16 189V193H18L20 190V187H17ZM63 189L64 188L61 185L59 190H63ZM33 192H35V194H39L41 197H43L45 199H47L50 195L48 193V191L46 190L45 181H43V180H40L39 182L37 181L36 183L33 184ZM95 193H97L98 194L97 196L100 197V194H102L103 191L100 187H97ZM71 214H72V216H71ZM58 216H59L58 214H52L51 215L52 220H55ZM77 218H81V221L77 222L76 221ZM234 229H237V231H239V229H240L241 231L247 233L246 236H248V238L250 237L248 242H247V239L245 240L246 243L243 245V248L241 250H238L236 248V245H238L239 242L234 240V237L232 236V234H234V233H232L233 232L232 230H234ZM237 231L235 230V232H237ZM219 232H221L223 234L218 235ZM9 233L14 234V238L12 240L9 239V236H8ZM68 237H70V238H68ZM170 241L172 243V247L174 248L173 256L170 257L164 264H185L183 261V259L185 257L191 258L192 264H196L195 257L198 255L192 250L191 246L189 245V241H188L186 248L185 247L181 248V246H179V244H181L180 242H177L173 239H171ZM211 249H215V251H213L207 257V253ZM257 257L259 259H257Z\"/></svg>",
  "mask_w": 264,
  "mask_h": 264
}]
</instances>
